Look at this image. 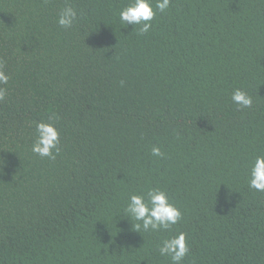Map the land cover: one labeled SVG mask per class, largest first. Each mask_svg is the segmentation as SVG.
<instances>
[{
    "label": "trees",
    "instance_id": "obj_1",
    "mask_svg": "<svg viewBox=\"0 0 264 264\" xmlns=\"http://www.w3.org/2000/svg\"><path fill=\"white\" fill-rule=\"evenodd\" d=\"M128 3L0 0V264H171L159 247L181 232V264H264V192L249 186L264 156V0H153L143 35L119 19ZM38 122L59 131L55 159L31 151ZM150 188L182 213L170 230L125 216Z\"/></svg>",
    "mask_w": 264,
    "mask_h": 264
},
{
    "label": "clouds",
    "instance_id": "obj_2",
    "mask_svg": "<svg viewBox=\"0 0 264 264\" xmlns=\"http://www.w3.org/2000/svg\"><path fill=\"white\" fill-rule=\"evenodd\" d=\"M171 0H155V9L160 12L166 11ZM153 7V0H129V3L119 12V19L122 24L134 26L139 25V34L143 35L152 27L151 21L156 12ZM78 18V13L72 6L63 7L59 14L57 23L61 28L69 29ZM9 76L3 70V63L0 61V100L4 98ZM231 100L239 108H251L253 99L245 91L237 88L233 91ZM60 134L52 123L38 122L36 124V138L31 151L41 158L55 159L59 154ZM155 157H163L160 147L154 146L151 149ZM249 186L257 191L264 192V156H257L252 163L250 170ZM125 216L130 218L135 231L144 232L170 230L177 224L182 213L174 204L169 201L168 194L159 188H150L146 196L133 194L129 197L124 209ZM161 256L170 257L171 264H181L184 257L189 253L187 234L179 233L169 239H165L159 247Z\"/></svg>",
    "mask_w": 264,
    "mask_h": 264
}]
</instances>
